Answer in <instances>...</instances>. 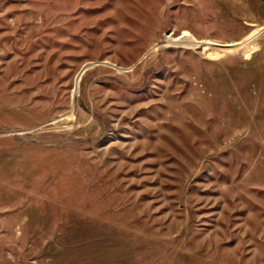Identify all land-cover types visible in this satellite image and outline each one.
Masks as SVG:
<instances>
[{"label": "rangeland", "instance_id": "374dc122", "mask_svg": "<svg viewBox=\"0 0 264 264\" xmlns=\"http://www.w3.org/2000/svg\"><path fill=\"white\" fill-rule=\"evenodd\" d=\"M0 264H264V0H0Z\"/></svg>", "mask_w": 264, "mask_h": 264}]
</instances>
